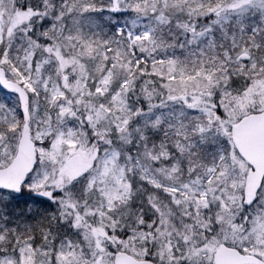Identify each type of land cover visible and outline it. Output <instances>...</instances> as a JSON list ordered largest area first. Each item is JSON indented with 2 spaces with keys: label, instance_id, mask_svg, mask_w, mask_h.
I'll list each match as a JSON object with an SVG mask.
<instances>
[{
  "label": "snow or ice",
  "instance_id": "1",
  "mask_svg": "<svg viewBox=\"0 0 264 264\" xmlns=\"http://www.w3.org/2000/svg\"><path fill=\"white\" fill-rule=\"evenodd\" d=\"M0 264H264V0H0Z\"/></svg>",
  "mask_w": 264,
  "mask_h": 264
}]
</instances>
